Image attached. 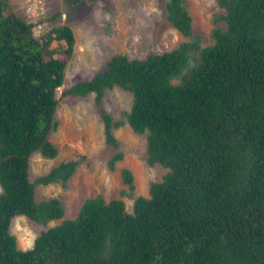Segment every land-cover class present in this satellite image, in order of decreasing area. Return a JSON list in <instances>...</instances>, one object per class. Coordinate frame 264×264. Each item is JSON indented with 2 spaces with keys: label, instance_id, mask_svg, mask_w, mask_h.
<instances>
[{
  "label": "trees",
  "instance_id": "1",
  "mask_svg": "<svg viewBox=\"0 0 264 264\" xmlns=\"http://www.w3.org/2000/svg\"><path fill=\"white\" fill-rule=\"evenodd\" d=\"M216 1L224 12L210 41L193 33L188 1L166 0L168 20L188 40L143 58L113 55L65 90L94 93L97 103L116 86L131 92L122 119L103 115L106 139L118 146L111 127L129 124L146 134L148 163L167 168L132 210L99 194L65 218L61 201L38 200L36 186L67 183L79 161L32 180L30 160L58 154L50 133L75 33L53 26L40 40L36 24L0 0V264H264V0ZM121 176L131 189L121 194L133 195V172ZM20 215L62 222L24 249L11 228Z\"/></svg>",
  "mask_w": 264,
  "mask_h": 264
},
{
  "label": "rangeland",
  "instance_id": "2",
  "mask_svg": "<svg viewBox=\"0 0 264 264\" xmlns=\"http://www.w3.org/2000/svg\"><path fill=\"white\" fill-rule=\"evenodd\" d=\"M166 0H97L92 3H70L67 0H10L11 11L34 22L35 35L43 40L53 26L68 25L75 33L73 55L68 60L64 84L57 91L59 99L55 115L57 127L50 133L58 154L47 158L36 152L30 160V177L35 180L67 159H77L76 172L63 184L60 182L36 186V198H58L65 208V218L77 215L82 203L99 194L108 201L122 198L129 210L138 196H148L152 182L162 180L167 168L150 165L146 134H137L129 126L112 125L118 146L106 139V113L115 121L122 119L132 104V93L118 86L107 89L100 103L91 93L86 96L64 95L76 83L92 78L104 70L109 59L125 53L131 58H143L151 52H163L177 47L188 37L167 18ZM193 18V33L210 41L215 17L224 12L216 0H186ZM118 152L123 158L112 169L109 160ZM133 172V195L123 181L121 171ZM1 191V187H0ZM62 222L51 220L43 224L27 216H16L12 232L19 246H32L36 236L48 227Z\"/></svg>",
  "mask_w": 264,
  "mask_h": 264
}]
</instances>
